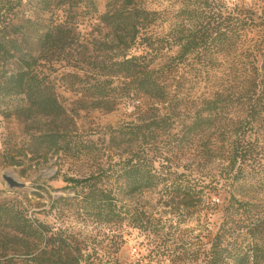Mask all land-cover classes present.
Returning <instances> with one entry per match:
<instances>
[{
	"label": "trees",
	"instance_id": "obj_1",
	"mask_svg": "<svg viewBox=\"0 0 264 264\" xmlns=\"http://www.w3.org/2000/svg\"><path fill=\"white\" fill-rule=\"evenodd\" d=\"M163 1L108 0L98 17L109 39L94 44L110 58L102 83L82 89L99 103L137 101L133 118L107 127L103 148L58 130L37 137L97 167L62 178L73 195L50 200V222L27 216L30 201L0 203L28 263L264 264V0H177L173 11ZM96 11L94 0H0V117L64 114L46 65L88 64L80 28ZM173 147L212 164L207 180L173 170ZM159 186L183 207L149 215L123 200ZM129 228L141 239L121 260Z\"/></svg>",
	"mask_w": 264,
	"mask_h": 264
},
{
	"label": "rangeland",
	"instance_id": "obj_2",
	"mask_svg": "<svg viewBox=\"0 0 264 264\" xmlns=\"http://www.w3.org/2000/svg\"><path fill=\"white\" fill-rule=\"evenodd\" d=\"M97 11L94 17L85 21L80 28V37L83 39L84 54H87L88 64L83 69L76 70L71 68L65 61L55 62L50 67L47 64L48 72L56 86L58 100L65 109L62 116L52 117H26L17 114L10 115L8 118L0 117V203L6 202L12 204L21 200L24 203L30 201L27 216L32 217V212L40 220L50 222L51 215L48 208L51 199L58 198L59 195L72 196L71 190L64 188L66 183L62 179L65 177H80L89 174V172L97 167L96 162L90 158L75 157L68 154L67 151L49 148L44 144H39L37 137L41 132L60 131L68 133L71 144L76 142H84L93 139L97 147L102 146L106 138L104 130L109 126H117L121 121L132 119L130 113L134 112V105L137 101L117 100L99 103L92 97L88 96V92L82 88L86 84L102 83V79L95 77V73L99 70L101 61H108L110 55L100 52L94 44V41H103L109 39L106 37L108 28L98 20L101 13L106 10L108 0H94ZM228 3H238L242 1L251 4L255 0H225ZM26 2V0H24ZM164 5L170 10H176L179 5L177 0H164ZM27 6V5H26ZM28 7V6H27ZM25 7V9L27 8ZM169 23H165L164 27L168 28ZM76 55V54H75ZM91 62L94 64H91ZM98 67V69H97ZM76 73L81 81L72 85L73 79L68 73ZM116 85V84H115ZM78 86V87H77ZM100 105V106H99ZM187 109L183 108L181 112ZM169 137H163L166 143ZM168 144V143H167ZM173 147L168 151L174 150L171 155L173 163L172 169L176 172H184L187 180L194 178L197 184L202 178H208L212 164H207L203 160H198L185 152L183 147L177 150ZM10 153L15 157V162L9 164L2 158L3 151ZM177 150V151H176ZM105 159H102L104 162ZM107 161L109 159H106ZM12 177L21 185L18 187H9L4 177ZM179 198L174 200H166L162 197L161 186L136 194V196L123 195V200L129 206L141 209L149 215H166L171 210L176 209L179 205ZM6 218H0V260L11 259L15 264H30L20 256L16 251V247L11 241V227L7 226ZM188 227H194L195 221L186 223ZM92 228H82L83 233H90ZM126 243L122 246L117 255L120 259L132 258L136 255L135 242L138 230L129 228ZM137 237V238H136ZM136 238V239H135ZM107 245L104 244L105 248ZM111 250V249H109Z\"/></svg>",
	"mask_w": 264,
	"mask_h": 264
},
{
	"label": "water",
	"instance_id": "obj_3",
	"mask_svg": "<svg viewBox=\"0 0 264 264\" xmlns=\"http://www.w3.org/2000/svg\"><path fill=\"white\" fill-rule=\"evenodd\" d=\"M4 180H6V182L8 183L10 188L11 187H18L21 185L18 181L14 180L12 177L10 178V177L5 176Z\"/></svg>",
	"mask_w": 264,
	"mask_h": 264
}]
</instances>
